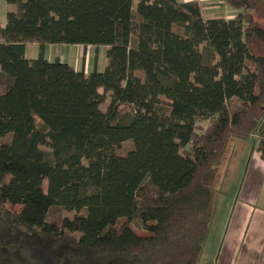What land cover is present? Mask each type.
<instances>
[{"label": "trees", "instance_id": "obj_1", "mask_svg": "<svg viewBox=\"0 0 264 264\" xmlns=\"http://www.w3.org/2000/svg\"><path fill=\"white\" fill-rule=\"evenodd\" d=\"M5 1L0 264H200L228 144L255 134L264 162V0H224L228 19L177 0ZM45 45L104 46L107 64L86 74Z\"/></svg>", "mask_w": 264, "mask_h": 264}, {"label": "rangeland", "instance_id": "obj_2", "mask_svg": "<svg viewBox=\"0 0 264 264\" xmlns=\"http://www.w3.org/2000/svg\"><path fill=\"white\" fill-rule=\"evenodd\" d=\"M27 45L26 56L32 58L33 47L31 44ZM69 46L70 50L77 52L75 60L70 62L75 70H80L85 65L88 71H92L94 66L98 71H102L107 64V48L104 46ZM102 108L104 109V106ZM206 124V121L198 123L200 126ZM2 141L4 140L0 138V142ZM256 144L255 134L245 139H234L228 144L221 163L217 166L213 214L207 236L202 242L200 264H241L242 252L239 251L237 242L244 236V244L247 245L264 216V203H254L253 200L260 184V200L264 198V162L256 159L260 158L255 153ZM129 148L130 143H125L121 152L124 153ZM182 154H185V150ZM254 162L259 167L254 165ZM253 168H258L257 172ZM10 208L15 211L19 209L16 206ZM241 247L243 249L244 245ZM256 263V258H253V264Z\"/></svg>", "mask_w": 264, "mask_h": 264}, {"label": "crops", "instance_id": "obj_3", "mask_svg": "<svg viewBox=\"0 0 264 264\" xmlns=\"http://www.w3.org/2000/svg\"><path fill=\"white\" fill-rule=\"evenodd\" d=\"M179 2H197L203 6V13L206 17H224L226 19L232 18L236 11L230 9L229 7L222 5L224 0H177ZM14 6L6 3L5 0H0V25H4L6 22V14L10 11H13ZM28 45H25L24 56L26 59H36L40 54V49L37 44H31L32 53L34 57H27ZM69 45H45L41 55L47 61H55L59 60L60 62L71 65V60H75L77 56L76 51L70 50ZM75 47V46H74ZM87 47V46H86ZM86 58V57H85ZM72 66V65H71ZM73 67V66H72ZM94 68V67H93ZM83 70L86 74L90 73L87 67L84 65ZM91 70V69H90ZM258 154L257 152H255ZM259 155V154H258ZM261 161L260 158H256ZM262 162V161H261ZM254 165H257L254 162ZM250 169V168H249ZM258 168H253L255 172H257ZM250 174V173H249ZM261 184L258 186L255 197H253L254 203H264V198L262 201L260 200V191ZM258 228H255L252 233L251 241L246 245L244 244V236L240 238L237 242L239 244V251L242 252V263L241 264H253V258H256L257 263L259 262L260 256L262 254V243L264 240V216L260 219L258 223ZM242 245H244L242 249Z\"/></svg>", "mask_w": 264, "mask_h": 264}]
</instances>
